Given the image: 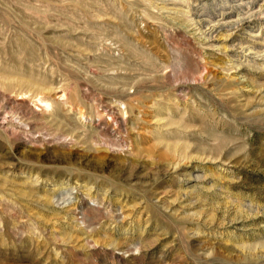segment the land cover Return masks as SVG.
Segmentation results:
<instances>
[{
    "label": "rangeland",
    "instance_id": "374dc122",
    "mask_svg": "<svg viewBox=\"0 0 264 264\" xmlns=\"http://www.w3.org/2000/svg\"><path fill=\"white\" fill-rule=\"evenodd\" d=\"M0 264H264V0H0Z\"/></svg>",
    "mask_w": 264,
    "mask_h": 264
},
{
    "label": "bare ground",
    "instance_id": "6f19581e",
    "mask_svg": "<svg viewBox=\"0 0 264 264\" xmlns=\"http://www.w3.org/2000/svg\"><path fill=\"white\" fill-rule=\"evenodd\" d=\"M61 95V94H60ZM62 96V95H61ZM32 98V97H31ZM65 98V97H64ZM51 100V99H50ZM53 100V99H52ZM12 101V100H11ZM57 101V100H56ZM55 101V102H56ZM39 102H41V103H43L42 105H38L40 108H43V109H45V110H47L52 104H51V102L50 101H47V100H42V99H40L39 100ZM17 103V102H16ZM30 103V102H29ZM40 103V104H41ZM54 103V102H53ZM17 105V104H16ZM19 105V104H18ZM35 105V104H34ZM18 107V106H17ZM34 107V106H33ZM53 108V107H52ZM32 109V108H31ZM29 110H30V108H29ZM36 112V111H35ZM6 120V119H5ZM6 126V125H5ZM7 126H9V125H7ZM16 126V125H15ZM10 127V126H9Z\"/></svg>",
    "mask_w": 264,
    "mask_h": 264
}]
</instances>
